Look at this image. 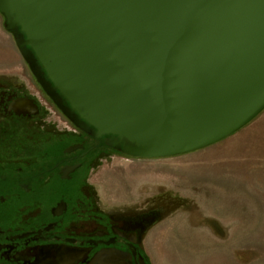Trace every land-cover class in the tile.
<instances>
[{
    "label": "water",
    "instance_id": "95a60500",
    "mask_svg": "<svg viewBox=\"0 0 264 264\" xmlns=\"http://www.w3.org/2000/svg\"><path fill=\"white\" fill-rule=\"evenodd\" d=\"M0 14L61 112L124 155L199 150L264 109V0H0Z\"/></svg>",
    "mask_w": 264,
    "mask_h": 264
},
{
    "label": "flooded vegetation",
    "instance_id": "af4514ba",
    "mask_svg": "<svg viewBox=\"0 0 264 264\" xmlns=\"http://www.w3.org/2000/svg\"><path fill=\"white\" fill-rule=\"evenodd\" d=\"M28 73L33 93L0 83V264H156L149 238L175 200L104 199L95 169L123 153L76 126ZM28 98L34 113L14 104Z\"/></svg>",
    "mask_w": 264,
    "mask_h": 264
},
{
    "label": "rangeland",
    "instance_id": "374dc122",
    "mask_svg": "<svg viewBox=\"0 0 264 264\" xmlns=\"http://www.w3.org/2000/svg\"><path fill=\"white\" fill-rule=\"evenodd\" d=\"M3 26L0 14V83H29L33 93L30 71ZM95 170L97 191L111 204L125 194L143 203L153 195L175 200L149 238L156 264H264V109L199 150L151 159L114 154Z\"/></svg>",
    "mask_w": 264,
    "mask_h": 264
},
{
    "label": "crops",
    "instance_id": "0c3cea01",
    "mask_svg": "<svg viewBox=\"0 0 264 264\" xmlns=\"http://www.w3.org/2000/svg\"><path fill=\"white\" fill-rule=\"evenodd\" d=\"M237 132V131H236ZM223 140V139H222ZM221 141V140H220ZM219 142V141H218ZM210 146V145H209Z\"/></svg>",
    "mask_w": 264,
    "mask_h": 264
}]
</instances>
